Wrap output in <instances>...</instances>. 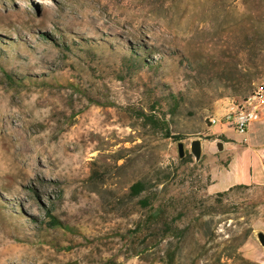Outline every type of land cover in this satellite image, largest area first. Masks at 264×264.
<instances>
[{
  "label": "rangeland",
  "instance_id": "obj_1",
  "mask_svg": "<svg viewBox=\"0 0 264 264\" xmlns=\"http://www.w3.org/2000/svg\"><path fill=\"white\" fill-rule=\"evenodd\" d=\"M263 79L264 0H0V264H264V190L190 151Z\"/></svg>",
  "mask_w": 264,
  "mask_h": 264
},
{
  "label": "crops",
  "instance_id": "obj_2",
  "mask_svg": "<svg viewBox=\"0 0 264 264\" xmlns=\"http://www.w3.org/2000/svg\"><path fill=\"white\" fill-rule=\"evenodd\" d=\"M207 144L200 141L203 151L213 153L215 164L211 171L210 188L224 192L235 186L264 190V105L259 110V119L251 124L245 135L223 125L222 132L210 134ZM255 231L264 235V221L255 224ZM264 257V247L250 238V259Z\"/></svg>",
  "mask_w": 264,
  "mask_h": 264
},
{
  "label": "built area",
  "instance_id": "obj_3",
  "mask_svg": "<svg viewBox=\"0 0 264 264\" xmlns=\"http://www.w3.org/2000/svg\"><path fill=\"white\" fill-rule=\"evenodd\" d=\"M263 105L264 79L244 99L230 102L220 115L209 118V125H227L238 134L245 135L251 124L259 119Z\"/></svg>",
  "mask_w": 264,
  "mask_h": 264
},
{
  "label": "trees",
  "instance_id": "obj_4",
  "mask_svg": "<svg viewBox=\"0 0 264 264\" xmlns=\"http://www.w3.org/2000/svg\"><path fill=\"white\" fill-rule=\"evenodd\" d=\"M44 83V82H43ZM245 98V97H244ZM243 98V99H244ZM142 116L144 117V119L154 128L157 129L159 131H161L163 133V137L165 139H175V140H179V136H173L171 134V132L168 129V125L166 122H162L160 120H158L157 118H155L152 115H146V114H142ZM189 161L191 159V154L188 153L187 156ZM182 161H186V157L184 159H182ZM235 188H246L245 186H235L233 188H230L229 190L219 193L218 195L223 196L225 194H227L228 192L232 191ZM145 185L142 182H136L134 183L131 187H130V195L132 197H138L140 196L144 191H145ZM140 203L142 204V206L147 207L148 206V199L145 198L144 200H141ZM48 217L50 218V223L52 226H61V223L56 220L51 213H47ZM165 214L162 211H157L155 214H153L152 216V220L153 219H159V223L162 222L164 224V226H166L165 231L163 232V234L160 236L159 241H164L165 239H170L173 238L174 235L172 233L174 232H181L184 233V231L186 230V228H181L176 222L179 220H176L174 218H172L170 220V222L166 221V218H163ZM173 225L170 226L169 224ZM168 227V228H167ZM168 229V230H166ZM131 238V237H128Z\"/></svg>",
  "mask_w": 264,
  "mask_h": 264
},
{
  "label": "water",
  "instance_id": "obj_5",
  "mask_svg": "<svg viewBox=\"0 0 264 264\" xmlns=\"http://www.w3.org/2000/svg\"><path fill=\"white\" fill-rule=\"evenodd\" d=\"M178 156L179 158L184 157V145L183 143H178ZM190 151L193 156H195V159L198 160L201 154V147H200V141L199 140H194L191 142L190 145ZM258 240L260 244L264 247V235L259 233L258 234Z\"/></svg>",
  "mask_w": 264,
  "mask_h": 264
}]
</instances>
